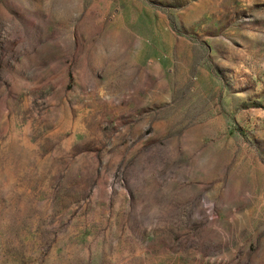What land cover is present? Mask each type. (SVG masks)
Masks as SVG:
<instances>
[{"label": "rangeland", "instance_id": "1", "mask_svg": "<svg viewBox=\"0 0 264 264\" xmlns=\"http://www.w3.org/2000/svg\"><path fill=\"white\" fill-rule=\"evenodd\" d=\"M0 264H264V0H0Z\"/></svg>", "mask_w": 264, "mask_h": 264}]
</instances>
